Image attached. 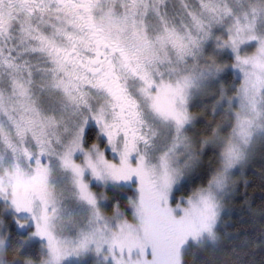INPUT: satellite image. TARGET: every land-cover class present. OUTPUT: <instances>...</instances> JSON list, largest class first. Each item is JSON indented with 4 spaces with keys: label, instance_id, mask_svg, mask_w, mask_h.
<instances>
[{
    "label": "snow or ice",
    "instance_id": "6c2138e0",
    "mask_svg": "<svg viewBox=\"0 0 264 264\" xmlns=\"http://www.w3.org/2000/svg\"><path fill=\"white\" fill-rule=\"evenodd\" d=\"M257 152L264 0H0V264H264Z\"/></svg>",
    "mask_w": 264,
    "mask_h": 264
},
{
    "label": "trees",
    "instance_id": "16d2710c",
    "mask_svg": "<svg viewBox=\"0 0 264 264\" xmlns=\"http://www.w3.org/2000/svg\"><path fill=\"white\" fill-rule=\"evenodd\" d=\"M208 103L210 108L211 101H209ZM262 173H264V152H257L253 157L252 166L248 174V179L252 181V183L246 190L247 198L252 200V212L257 216H259L261 213H264V203H262V198H264V185H262L261 181L258 179L259 175ZM244 192L245 189L243 188V186H241L240 187L241 194L236 197V207H239L240 204L243 202L245 198L243 195ZM258 226L264 227V222H261ZM228 230L229 232L244 231V229L242 228H236L233 226H229ZM250 235H255V233H250ZM204 259L205 256L204 254L201 253H195L194 255H190L187 258L188 264H201V262ZM260 259L261 257L257 255L256 256L257 262H259Z\"/></svg>",
    "mask_w": 264,
    "mask_h": 264
}]
</instances>
